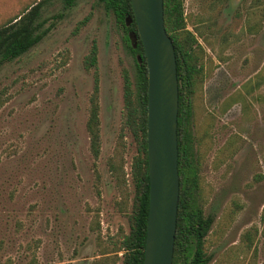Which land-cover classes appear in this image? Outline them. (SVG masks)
Returning a JSON list of instances; mask_svg holds the SVG:
<instances>
[{
    "label": "rangeland",
    "instance_id": "1",
    "mask_svg": "<svg viewBox=\"0 0 264 264\" xmlns=\"http://www.w3.org/2000/svg\"><path fill=\"white\" fill-rule=\"evenodd\" d=\"M39 1L50 30L0 66V264H119L136 150L122 72L133 88L134 58L98 0H0V26ZM183 16L201 67L190 129L198 203L213 219L207 264H264V0H184ZM93 73L96 158L85 130Z\"/></svg>",
    "mask_w": 264,
    "mask_h": 264
},
{
    "label": "trees",
    "instance_id": "2",
    "mask_svg": "<svg viewBox=\"0 0 264 264\" xmlns=\"http://www.w3.org/2000/svg\"><path fill=\"white\" fill-rule=\"evenodd\" d=\"M184 0H162L164 30L174 53L177 80L176 115V167L178 174V199L171 264H207L210 256L203 248L212 217L203 214L198 203L199 158L194 151L190 129L191 99L194 87L201 78L198 46L192 34L185 30ZM65 8L74 0H61ZM43 1L24 8L0 26V66L11 62L39 43L50 30L39 20ZM105 12L113 15L123 30V40L133 56L135 74L133 88L122 72L123 115L122 126L135 141V156L130 164L133 197L128 215V232L116 247L120 252L119 264H142L145 225L148 206V178L146 171V66L129 0H98ZM132 36V41L129 38ZM197 51V52H196ZM95 46L92 45L84 60L85 69L95 66ZM97 77L93 73V87L89 98L85 130L89 150L94 158L99 151L97 118Z\"/></svg>",
    "mask_w": 264,
    "mask_h": 264
},
{
    "label": "water",
    "instance_id": "3",
    "mask_svg": "<svg viewBox=\"0 0 264 264\" xmlns=\"http://www.w3.org/2000/svg\"><path fill=\"white\" fill-rule=\"evenodd\" d=\"M146 66L148 206L142 264H171L178 199L177 80L162 0H129Z\"/></svg>",
    "mask_w": 264,
    "mask_h": 264
}]
</instances>
